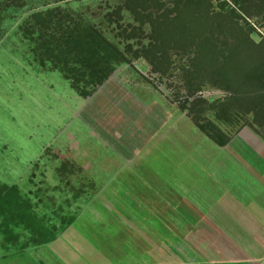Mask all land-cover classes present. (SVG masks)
I'll use <instances>...</instances> for the list:
<instances>
[{
	"label": "rangeland",
	"instance_id": "obj_1",
	"mask_svg": "<svg viewBox=\"0 0 264 264\" xmlns=\"http://www.w3.org/2000/svg\"><path fill=\"white\" fill-rule=\"evenodd\" d=\"M251 132L264 0H0V196L45 233L0 208V264H264L206 206Z\"/></svg>",
	"mask_w": 264,
	"mask_h": 264
},
{
	"label": "crops",
	"instance_id": "obj_2",
	"mask_svg": "<svg viewBox=\"0 0 264 264\" xmlns=\"http://www.w3.org/2000/svg\"><path fill=\"white\" fill-rule=\"evenodd\" d=\"M250 136H237L233 138L231 159H233L241 170L246 173L247 179L250 182V187L247 191L240 193L237 196H230L227 192L219 194L212 201V206L206 205L208 209L212 208L211 217L214 222L224 228L225 232L230 234V238L240 239L242 241H251L258 248H246L250 251L251 256H261L264 249V138L251 132ZM225 177H228L225 175ZM229 178V177H228ZM227 179V178H226ZM242 176L237 179L229 178V187H237L238 190L244 189L242 185L246 183ZM235 180L240 181L239 183ZM253 184V185H252ZM232 189V188H231ZM246 193V194H244ZM253 203L252 211L248 216L245 209V201ZM213 223V222H212ZM224 225V226H222ZM219 228V226H218ZM221 230V229H220ZM231 232V233H230Z\"/></svg>",
	"mask_w": 264,
	"mask_h": 264
},
{
	"label": "trees",
	"instance_id": "obj_3",
	"mask_svg": "<svg viewBox=\"0 0 264 264\" xmlns=\"http://www.w3.org/2000/svg\"><path fill=\"white\" fill-rule=\"evenodd\" d=\"M224 4L225 3L221 5L224 6ZM202 128L203 127H201V129ZM206 134L209 138L213 139L212 135L209 133ZM225 144L226 142L219 143V145ZM5 190L8 192V189ZM0 208L2 210H9L3 219H1V226L7 228L9 225H12L29 230L32 235L30 240L32 243L34 242V244H38L44 242V219L42 217H37V215L31 210L26 202L24 200L22 201L21 198H18V192H16L14 188H10L9 193L0 196ZM11 208H13V210Z\"/></svg>",
	"mask_w": 264,
	"mask_h": 264
}]
</instances>
